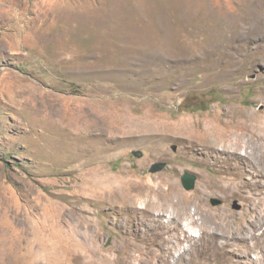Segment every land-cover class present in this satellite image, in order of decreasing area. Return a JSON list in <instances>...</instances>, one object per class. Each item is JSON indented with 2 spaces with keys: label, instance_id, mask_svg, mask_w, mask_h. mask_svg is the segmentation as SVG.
I'll list each match as a JSON object with an SVG mask.
<instances>
[{
  "label": "rangeland",
  "instance_id": "rangeland-1",
  "mask_svg": "<svg viewBox=\"0 0 264 264\" xmlns=\"http://www.w3.org/2000/svg\"><path fill=\"white\" fill-rule=\"evenodd\" d=\"M208 121L264 152V0H0V264L66 248L153 264L159 232L117 203L132 185L141 198L172 195L174 214L201 232L217 217L246 225L258 203L262 217L256 156L212 159L169 136L167 126ZM156 163L167 166L150 174ZM185 173L197 178L192 191ZM168 211H154L164 225ZM190 228L181 249L199 244L180 259L173 250L169 264H237ZM227 228L217 224L216 239ZM134 229L143 248L129 257Z\"/></svg>",
  "mask_w": 264,
  "mask_h": 264
},
{
  "label": "bare ground",
  "instance_id": "bare-ground-1",
  "mask_svg": "<svg viewBox=\"0 0 264 264\" xmlns=\"http://www.w3.org/2000/svg\"><path fill=\"white\" fill-rule=\"evenodd\" d=\"M226 115L229 116V113H226ZM227 124L230 125L231 122L229 121ZM232 127L234 128L235 126L231 125V127L229 128H223L216 122L208 121L206 123H203L199 128L192 127L188 123H185L174 124L173 126L170 125L167 126V129L171 133L169 136L181 139L179 135H182L188 141V144L191 146V148H194L198 151L200 150V152L208 156V158L234 160L238 163L251 161L250 159L254 158V156L256 155H253L251 152H249L247 148L243 149V136L242 134H238L236 136ZM240 149L244 150L242 152L244 156L239 153ZM256 158L259 160V162L261 163L260 165H262L263 168L260 170L255 169V174L253 175L257 179H259L256 181V183H258V187L261 190H264V152H261L260 155L258 154ZM121 196L122 197L119 198V201H117V203H120L119 207H121L122 210L124 209L126 213L130 212L131 215L133 212L137 215L142 214L146 216L148 218V223L145 226L146 231L149 234L154 233L155 231L159 232V237L157 236L159 242H156V249L160 253V256H158L157 260L153 264H169L170 262L168 260V257L171 255V252H173V250L177 251L178 255H173L172 257H177L180 259V256L182 257L187 252H189V248H192L193 246L199 244L198 241L191 240L189 241L187 248L181 249L182 242L180 236L184 233V227L194 226V228H190V230L194 229L193 232H191L192 234L189 233L190 237H192L193 233L197 229L199 230H197L198 232H201V228L199 226L198 221H191V219L190 221H188L189 215L187 213L182 215V218L174 214L173 207H175V204H173L174 202L172 201V195H170L171 197L165 198L158 194H151L149 196L141 198L140 196L142 195L138 192V187L136 185H132L129 187V189H127V191H125L124 195ZM135 201L137 203L139 202L140 206H135ZM113 203L114 202H109V204L111 205ZM259 204L262 205L261 203H258V205ZM257 206L255 204V206L252 207V214L255 218L249 220L246 225H239L233 229L227 222L226 217L213 218L209 220L208 224L206 223L209 229L207 228V231L204 230V233L201 232V234H203V237H207L208 240H210V250L212 251L213 255L218 253L220 255L230 254L235 257V259L237 260V264H249L250 261H248V253L255 252L256 249H258L259 257L256 258V260H254L253 262H251V264H264V214L262 217L256 218V215L258 216V213L256 212ZM107 207L109 206H106V208ZM158 210H169L168 212H170V215L168 218L167 225H164L161 221V215H164L161 214L162 212H159L158 214L154 213V211ZM165 218L167 217L165 216ZM179 222H181L180 230H178ZM222 223L226 224V227L229 228V231L224 230L225 234L221 235L220 238L216 239L214 227L217 224ZM213 224L214 226H212ZM139 231H134L137 238V244L129 245V257H132V255L134 256V254L131 255L132 252H139L143 248V246L141 248V244H143V237L145 235ZM221 240H223L222 243H220ZM261 246L263 247L260 248ZM190 260H192V258ZM43 261L45 262V264H113L110 257H106L105 255L100 254L99 252L96 254V258H93L90 257L87 253L79 252V250H77L76 252L73 251L71 255H69V250H67V248L65 249V252L62 250L60 254L56 252V249L55 251L47 252L45 256H43L40 261H38L36 264H41ZM177 261L175 260L174 264H177ZM130 263L132 262H129L128 260H123L121 264ZM137 263L150 264L152 262L150 260L139 258L137 260Z\"/></svg>",
  "mask_w": 264,
  "mask_h": 264
},
{
  "label": "water",
  "instance_id": "water-1",
  "mask_svg": "<svg viewBox=\"0 0 264 264\" xmlns=\"http://www.w3.org/2000/svg\"><path fill=\"white\" fill-rule=\"evenodd\" d=\"M175 150V148H174ZM133 155L137 158H140L142 156L141 153L139 152H133ZM167 164L166 163H156V164H153L151 166V168L149 169V173L150 174H156V173H159L161 172L162 170H164L166 168ZM196 176L195 175H192L190 173H185L184 175H182L181 177V184L183 186V188L186 190V191H192L194 188H195V183H196ZM221 201L218 200V199H210V203L213 207L215 206H220L221 205ZM236 209L239 210L240 207L239 206H236Z\"/></svg>",
  "mask_w": 264,
  "mask_h": 264
}]
</instances>
